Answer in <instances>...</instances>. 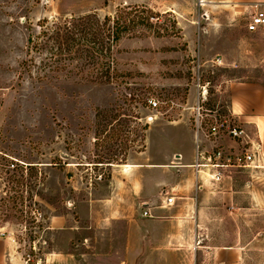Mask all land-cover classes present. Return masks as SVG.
I'll list each match as a JSON object with an SVG mask.
<instances>
[{
	"label": "rangeland",
	"instance_id": "1",
	"mask_svg": "<svg viewBox=\"0 0 264 264\" xmlns=\"http://www.w3.org/2000/svg\"><path fill=\"white\" fill-rule=\"evenodd\" d=\"M202 1L201 8L198 0H0V264H134L125 262L136 256L126 248L137 247V234L110 221L113 203L127 197L135 206L118 170L166 165L150 187L160 204L176 179H188L174 174L175 155L192 162L201 87L207 113L229 115L228 85L263 72L264 37L254 34L255 45L245 29L250 7ZM125 6L143 26L121 35L110 55L96 54L93 65L43 37L71 17L90 15L96 28ZM108 70L116 83L88 76ZM146 99L157 107H145ZM58 160L62 170L53 166ZM253 169L226 186L198 183L218 197L216 211L237 214L226 222L243 232L225 239L242 246L243 264H264V200L256 196H264V164Z\"/></svg>",
	"mask_w": 264,
	"mask_h": 264
},
{
	"label": "crops",
	"instance_id": "2",
	"mask_svg": "<svg viewBox=\"0 0 264 264\" xmlns=\"http://www.w3.org/2000/svg\"><path fill=\"white\" fill-rule=\"evenodd\" d=\"M217 1L229 7L232 5L248 6L251 10L249 15L253 13L254 5H260L264 10V0ZM254 34H260L264 37V28L259 29L256 33H249L250 39L257 45V42L261 40H257ZM217 58L225 62L224 60L227 57H219L218 55ZM261 58L264 66V53ZM228 91L229 112L245 131H251V134L247 133V135L250 139L259 143V165L264 164V68L261 78L236 80L228 85ZM224 139L226 138L221 140ZM198 140L200 150L205 151L209 144L203 138H198ZM235 146V143L232 142L231 147L235 148ZM175 157L180 158V160L174 174L182 177L187 175L188 179L185 181L176 179L170 185V192L165 190L169 196L175 198L174 206L167 209L160 208V204L155 201L158 197L157 192L150 190L151 186L156 188L157 184L161 182L159 179H154L153 173L166 165H142L137 163L132 166L125 165L118 170L120 179H115L131 191L133 205H139L138 210L134 206L132 207L134 211H131L128 206L129 199L126 197L124 199L125 204L113 203L110 211L114 213L110 217L112 223H125L129 233H136L138 237L136 248H126L127 252L129 250L136 252L135 259L128 256L125 262H133L134 264H243L244 251L242 246L236 240L226 242L225 239L231 234V231L233 235L243 232L240 228L231 229L227 225L228 216L232 215L233 220H235L237 214L216 211L212 204L218 200V197H210L202 192L204 187L198 183L200 181L199 177L202 180V182L200 181L201 184H208L210 181L206 180L207 178L203 173L196 177L190 167L194 162L195 151L190 164L180 162V155H175ZM245 170L230 169L226 171L219 184L228 185L229 181L227 180L237 179L240 174L245 173ZM254 170L256 168L252 171ZM192 174L196 178L195 184L197 185L193 184L195 181L191 179ZM145 178H150L147 181L148 183H145ZM256 196L258 199L263 198L264 200V196L261 194H256ZM250 199L256 202L253 197H249V201ZM137 200L138 202H136ZM160 200H162V197H160ZM144 204H151V207L144 208ZM144 210H148L151 217H142ZM214 230H217V232H214ZM215 235L222 238L217 243L209 242L208 237ZM200 238L205 241L202 243Z\"/></svg>",
	"mask_w": 264,
	"mask_h": 264
},
{
	"label": "built area",
	"instance_id": "3",
	"mask_svg": "<svg viewBox=\"0 0 264 264\" xmlns=\"http://www.w3.org/2000/svg\"><path fill=\"white\" fill-rule=\"evenodd\" d=\"M199 7L202 8L204 2L198 0ZM264 28V10L260 5L253 6V13L248 17L245 29L248 33H256ZM220 63V59H216ZM202 93L198 95L193 107V119L195 123L194 136L197 138L195 149V158L190 166L196 177L203 173L210 183H220L224 173L230 169H252L259 167L260 145L258 142L250 139L246 131L239 123L229 115L219 113L217 110L207 111L203 108L206 101L205 86L201 87ZM150 109H155L158 102L148 101ZM151 119V118H150ZM206 126L203 131L202 126ZM198 138H203L209 145L211 151H201ZM213 138V140H212ZM227 138L235 143V148H219L214 145L217 141ZM214 151V149H216ZM199 180H202L199 177ZM160 208H171L175 204V198L169 196L166 192L161 196ZM142 217H151L148 210L142 212Z\"/></svg>",
	"mask_w": 264,
	"mask_h": 264
},
{
	"label": "trees",
	"instance_id": "4",
	"mask_svg": "<svg viewBox=\"0 0 264 264\" xmlns=\"http://www.w3.org/2000/svg\"><path fill=\"white\" fill-rule=\"evenodd\" d=\"M133 11L134 13H132ZM90 20L91 16L86 15L77 18L71 17L69 20L65 19L62 21L63 23L59 21L58 24H53L55 30L52 34L48 35L47 29L43 37H46L48 41L52 39L53 45L51 49L56 47L60 53L61 51L59 49L64 47L70 54L75 55L77 53L76 56L78 58L81 59L83 57L85 62L88 59L91 65H93L94 60H96V54H102L106 50L107 56L110 55V49L119 41L121 35L127 34L128 36L134 27L143 26L140 21L136 22V20H139L136 11L129 6L118 8L114 17H105L103 22L99 23L100 25L97 24L96 28H94V24ZM145 20H147V17H145ZM44 22L45 20L39 23V25L42 26ZM88 64L90 65V63ZM88 76L93 84H104L103 82L107 84L114 81L116 83L118 75L116 73H110L108 70L104 73L101 71H92ZM84 78L87 79L86 76ZM148 101L150 100L146 99L143 104L149 108ZM111 121H117V117L112 118ZM146 129L147 125H144L143 130ZM142 140L144 141V139ZM142 148H144V145H142ZM53 166L62 170V165L59 160L58 163L53 162Z\"/></svg>",
	"mask_w": 264,
	"mask_h": 264
},
{
	"label": "water",
	"instance_id": "5",
	"mask_svg": "<svg viewBox=\"0 0 264 264\" xmlns=\"http://www.w3.org/2000/svg\"><path fill=\"white\" fill-rule=\"evenodd\" d=\"M202 18H203V20H206L207 16L206 15H203ZM143 207L144 208L151 207V204H144Z\"/></svg>",
	"mask_w": 264,
	"mask_h": 264
}]
</instances>
